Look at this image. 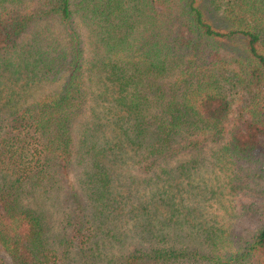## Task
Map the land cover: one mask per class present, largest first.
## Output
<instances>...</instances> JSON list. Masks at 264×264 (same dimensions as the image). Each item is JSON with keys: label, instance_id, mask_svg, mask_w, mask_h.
<instances>
[{"label": "trees", "instance_id": "16d2710c", "mask_svg": "<svg viewBox=\"0 0 264 264\" xmlns=\"http://www.w3.org/2000/svg\"><path fill=\"white\" fill-rule=\"evenodd\" d=\"M204 143L264 159V0H0L9 264H264V222L169 229L193 223L202 159L179 157Z\"/></svg>", "mask_w": 264, "mask_h": 264}, {"label": "rangeland", "instance_id": "374dc122", "mask_svg": "<svg viewBox=\"0 0 264 264\" xmlns=\"http://www.w3.org/2000/svg\"><path fill=\"white\" fill-rule=\"evenodd\" d=\"M240 100V96H236L234 109ZM215 147L211 143H204L199 150L179 157L180 161L187 160L190 156L202 159L200 163L202 165L192 177V183L197 187L195 191L198 198L193 200L186 198L185 201L186 206L193 210L191 217H185L193 222L192 225L187 227L184 224L169 229L179 236H186L200 230L198 225H201L202 229L216 226L231 232L241 241H246L264 222V179L252 176L264 163V159L259 158L260 165L255 162L249 165L243 163V168L237 166L232 170L227 163L218 162V157L216 160L212 156ZM69 182L75 183L72 171ZM65 184L68 185V182ZM65 189V194L70 197L69 187ZM184 213L185 210L182 214ZM0 256L9 264L5 254L0 253Z\"/></svg>", "mask_w": 264, "mask_h": 264}]
</instances>
